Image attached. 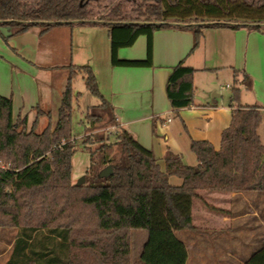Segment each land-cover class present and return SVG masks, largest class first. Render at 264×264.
Returning a JSON list of instances; mask_svg holds the SVG:
<instances>
[{"label": "trees", "instance_id": "16d2710c", "mask_svg": "<svg viewBox=\"0 0 264 264\" xmlns=\"http://www.w3.org/2000/svg\"><path fill=\"white\" fill-rule=\"evenodd\" d=\"M132 10L116 0H0V27L20 32L39 26L45 32L61 24H103L112 65L151 66L156 29L190 30L193 50L205 27L264 26V0H135ZM140 35L147 38L146 57L118 58V49L132 45ZM67 68L56 121L52 125L47 114L48 123L40 132L35 122L27 129L26 118H12L10 98L0 95V226L16 228L2 264H186V244L176 231L194 229L193 200L221 212L206 204L199 191H264L257 105L232 110L219 149L208 141L192 140L196 164H185L179 154L167 151L161 168L151 150L116 126L92 69L72 64ZM194 71L180 61L169 73L165 93L173 109L193 103ZM78 73L83 74L86 89L100 99L86 109L84 131L111 124L117 128L112 140L102 134L83 137L90 170L88 181L80 185L71 181L76 151L71 116L78 96L72 81ZM234 84L231 101L238 103L240 85L249 88L251 79L241 72V80L235 78ZM43 113L37 109L38 115ZM94 143L97 146L92 147ZM107 165L112 174L98 177ZM169 176L182 178V183L170 184ZM135 229H144L147 236L132 261L130 232ZM243 264H264V244Z\"/></svg>", "mask_w": 264, "mask_h": 264}, {"label": "crops", "instance_id": "0c3cea01", "mask_svg": "<svg viewBox=\"0 0 264 264\" xmlns=\"http://www.w3.org/2000/svg\"><path fill=\"white\" fill-rule=\"evenodd\" d=\"M192 45L190 30L163 27L152 33L151 66H114L110 62L107 26L103 24H61L45 32L39 26L20 32L11 28L8 36L0 32V95L10 98L12 118H26L28 129L35 122L40 132L48 123L47 114L52 125L56 121L67 66H89L100 94L112 107L117 127L126 129L151 150L161 168L167 151L179 154L185 164L194 165L191 141L205 140L219 149L221 132L230 124L237 105H257L260 114L264 113V26L205 27L198 46L192 50ZM146 49L147 38L140 35L132 45L119 48L117 56L142 60ZM180 61L195 69L194 99L189 106L173 109L165 86L169 73ZM241 72L250 77L251 86L241 84L239 101L232 103L231 90H225L228 86L232 89L235 78L241 80ZM72 88L75 89L73 81ZM79 93H74L78 94L73 101L77 108ZM37 109L44 113L38 115ZM168 181L180 185L182 178L169 176ZM199 193L206 204L221 210H210L201 201L193 200L194 229L189 231L197 235L196 250L200 253L206 254L208 241L203 237L227 231L237 219L258 217L256 207L248 206L251 197L256 199L249 195L250 191ZM261 200L264 198L258 201L262 209ZM236 204H240V210L234 211ZM257 221L264 227V220ZM184 243L188 250V241ZM245 260L236 258L239 264Z\"/></svg>", "mask_w": 264, "mask_h": 264}, {"label": "rangeland", "instance_id": "374dc122", "mask_svg": "<svg viewBox=\"0 0 264 264\" xmlns=\"http://www.w3.org/2000/svg\"><path fill=\"white\" fill-rule=\"evenodd\" d=\"M116 1H121L123 5L128 8V10H132L135 6V0ZM229 84L231 85V82ZM73 86L75 87L74 93L77 91L80 92V109L73 106L74 109L71 116L72 139H74L76 144V151L71 158V181L76 184V181L81 176L84 177L83 183L88 181V171L90 170V156L81 144L83 137L86 134H102L105 138L112 140L114 133L117 132V128L115 124H111L98 126V128L92 131H84V110L86 106L97 104L99 99L86 89L83 74H78L77 78L73 80ZM230 90L231 89L228 86L225 92L229 93ZM258 131L260 136L259 138L261 142L264 143V113H261V121L258 126ZM62 143H64V141L60 144ZM95 146H97V143L92 145V147ZM249 195H254L256 197V199L251 197V201L248 203V206L250 207L251 205L256 207L257 212H259V218L249 217L246 219H237L227 231L223 233H213L209 236L203 237L202 239L208 241L206 242L207 244L205 247L206 254L200 253L196 250L198 245H196L197 235L195 233H192L189 230L176 231V235L179 239L188 241L189 246L187 250L186 264H239L236 261L237 257L247 259L252 253L257 251L262 244H264V227L259 225L257 221L264 220V212H262L264 211L262 210L264 208L261 209V204L258 202L259 199L264 198L262 197L264 196V191H250ZM239 206L240 204H236L234 211L240 210ZM15 232L16 228L13 226H0V264L6 260L9 254ZM146 236L147 234L144 229H135L130 232L132 261H135Z\"/></svg>", "mask_w": 264, "mask_h": 264}, {"label": "water", "instance_id": "95a60500", "mask_svg": "<svg viewBox=\"0 0 264 264\" xmlns=\"http://www.w3.org/2000/svg\"><path fill=\"white\" fill-rule=\"evenodd\" d=\"M0 32L3 36H8L11 33V28L9 26H1ZM112 174V167L111 165H107L99 170L98 177H107ZM84 181V177L81 176L77 181L76 185L82 184Z\"/></svg>", "mask_w": 264, "mask_h": 264}, {"label": "built area", "instance_id": "2783aa9c", "mask_svg": "<svg viewBox=\"0 0 264 264\" xmlns=\"http://www.w3.org/2000/svg\"><path fill=\"white\" fill-rule=\"evenodd\" d=\"M62 144H63V143H62ZM62 144H59L58 146L61 148V145H62Z\"/></svg>", "mask_w": 264, "mask_h": 264}]
</instances>
